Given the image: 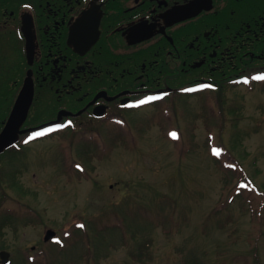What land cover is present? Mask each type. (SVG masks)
Here are the masks:
<instances>
[{"label": "rangeland", "instance_id": "obj_1", "mask_svg": "<svg viewBox=\"0 0 264 264\" xmlns=\"http://www.w3.org/2000/svg\"><path fill=\"white\" fill-rule=\"evenodd\" d=\"M225 95V106L237 113L225 111L221 131L214 124L208 131L201 119L190 130L180 117L181 140L172 141L166 132L176 125L164 128L166 104L152 105L149 126L138 129L142 122H135L130 130L134 143H116L89 163L77 158L83 141L70 137L69 130L42 139L36 133L43 130L25 137L23 153L6 163L3 174L21 190L0 191V211L13 210L20 223L16 229L3 227L0 234V250L9 252V264H68L87 250L109 252L102 264H121L127 252L136 256L144 241L149 244L137 255L139 264H185L187 258L202 264H264V83L238 84ZM183 98L178 112L217 109L212 96ZM102 137L92 134L89 143ZM211 149L232 154V164L251 177L260 193L252 185L234 188L237 176L231 173L225 185L228 171ZM115 213L121 225L111 227ZM72 221L88 224V235L68 228ZM102 225L106 228L98 231ZM47 228L56 231L61 245H43ZM121 237L126 239L120 242Z\"/></svg>", "mask_w": 264, "mask_h": 264}, {"label": "flooded vegetation", "instance_id": "obj_2", "mask_svg": "<svg viewBox=\"0 0 264 264\" xmlns=\"http://www.w3.org/2000/svg\"><path fill=\"white\" fill-rule=\"evenodd\" d=\"M254 70L264 75V0H0V132L25 82L33 91L3 151L38 130L144 129L169 83L210 91L216 73L235 81ZM133 253L121 264L141 263ZM109 255L87 250L68 264Z\"/></svg>", "mask_w": 264, "mask_h": 264}, {"label": "trees", "instance_id": "obj_3", "mask_svg": "<svg viewBox=\"0 0 264 264\" xmlns=\"http://www.w3.org/2000/svg\"><path fill=\"white\" fill-rule=\"evenodd\" d=\"M238 84H239L238 82H232V81H227L225 79H221V76L218 73H216V83L212 91L209 92V91H204V90L199 89V90L192 91V92H184L185 93L184 94L183 92L177 89L178 88L177 83H169V85L173 86V89L167 91V96L165 98H163L162 100L158 102L153 103L154 106H160L163 103L166 104L162 106V116H163L162 118L165 121L166 126L164 127V124L160 123L161 127L166 128L174 124L176 125L174 128L167 129L166 136L168 137V139L172 141L181 140V131H180L181 125L178 123L180 117L183 118L185 122L191 126V127H186V128H190V130L193 129L197 120L201 119L204 123V126L208 129V131L210 130V125L212 126L213 124L214 126H216V128H218V130L220 129L221 131L223 129L224 121L226 119L225 111L227 110L229 113H234V114L237 113L234 107L230 105L225 106L227 104L226 103L227 98L225 95L226 90L228 88L235 87ZM253 84H256V83L253 82ZM182 95L184 96V98L182 99L183 101H188L189 99L187 98L197 97V96L200 97L201 95L202 96H212V99L215 102L217 109H215L212 106H203L201 112H193L189 110H183L182 112H178L177 111L178 100H180V97H182ZM67 130H69L68 132H69L70 137L79 136L80 141H83L81 147L79 148L80 153L78 154L75 153L79 161L80 162L82 161L81 163L83 162L89 163L93 158H101V155H104V150L107 147L111 148L115 146L116 143L124 142V144H127L129 141L130 142L133 141V143L136 141L135 140L136 137L135 135L132 134L131 131H117V132H104L103 133L101 131L88 130L87 128L76 127V126L73 127L72 129H67ZM173 132H175L177 136H173L172 135ZM92 134H95L97 136H103L102 137L103 140L90 144L91 142L89 143V139L92 137ZM208 140H209V137H208ZM73 142L74 141L71 140L69 146H72ZM16 150H15V147H12L10 149H6L0 154V190L5 189V187L7 188L16 187L17 189H19V192L21 190V187L11 186V181H13L14 178L9 179L8 181L7 179L8 176L7 177L3 176V174L7 173V172L6 173L4 172L5 171L4 167L6 166V163L10 164V162H13L14 161L13 159L15 156L17 155L19 156L20 154L23 153L22 151L24 150V147H22V145H19ZM211 150H214V149H211ZM181 152H184L183 146H182ZM211 154H212V157L219 159L221 166L223 168L225 167V171H228V172H225L223 176L225 185L229 183L228 181L231 178L229 173H231L234 176H237V180L235 182L234 188L241 189L243 188V186L247 188H249V186L251 185L255 186L253 180L251 179V177L247 175L245 171H243L240 168L237 169L232 164V162H234L235 159L232 157V154H230L227 150L221 152L219 155H216V153L214 152H211ZM77 165L79 164L74 163L73 169L79 175H82L83 174L81 170L82 168L77 167ZM15 171L17 173L18 169ZM255 189L258 190V187L255 186ZM237 193H234V195ZM5 210H3V212L0 211V234L1 233L3 234L2 232L3 227L7 226L10 228L16 229V226L20 224L17 216L12 215L13 213L11 212H13V210H10V209H5ZM113 212H115V210H113ZM114 217H115L114 220L116 221V223H113L111 227H113L114 225H117V226L121 225V220H120L119 215L117 216V214L115 213ZM25 222L28 223L27 220L22 221L23 224ZM30 222H31V218H30ZM86 227H89V225L86 224L84 227H82V230L84 234L88 235L89 229H87ZM103 228H106V226L102 225V227L98 228L97 230L100 231V230H103ZM94 229L95 228H93V230ZM148 244H149V241H144L143 243H140L137 247L136 252H144L145 249H147ZM0 248H2L1 245H0ZM187 261L188 262H186L185 264H195L192 258H187Z\"/></svg>", "mask_w": 264, "mask_h": 264}, {"label": "water", "instance_id": "obj_4", "mask_svg": "<svg viewBox=\"0 0 264 264\" xmlns=\"http://www.w3.org/2000/svg\"><path fill=\"white\" fill-rule=\"evenodd\" d=\"M32 83L29 80L25 82L22 91L20 92L14 107L10 113L5 127L0 132V152L10 144H12L17 137L18 128L26 117L28 107L32 99ZM23 132V131H20ZM55 232L48 229L44 235V240L47 241ZM9 261V253L7 251H0V263L7 264Z\"/></svg>", "mask_w": 264, "mask_h": 264}, {"label": "snow or ice", "instance_id": "obj_5", "mask_svg": "<svg viewBox=\"0 0 264 264\" xmlns=\"http://www.w3.org/2000/svg\"><path fill=\"white\" fill-rule=\"evenodd\" d=\"M258 78H260V79H264V75H262V76H260V77H258ZM149 99H151V98H149ZM69 123H71V122H69ZM51 129H49V131H50ZM42 133H36V135H41ZM172 135L173 136H177V134L175 133V132H173L172 133ZM214 152L217 154V155H219L220 154V152H221V150L220 149H214ZM77 167H80V165H77Z\"/></svg>", "mask_w": 264, "mask_h": 264}]
</instances>
